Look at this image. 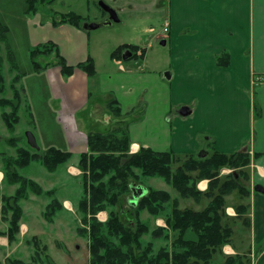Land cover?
Masks as SVG:
<instances>
[{
    "label": "crops",
    "instance_id": "0c3cea01",
    "mask_svg": "<svg viewBox=\"0 0 264 264\" xmlns=\"http://www.w3.org/2000/svg\"><path fill=\"white\" fill-rule=\"evenodd\" d=\"M93 1L99 4L100 0ZM102 1L117 11L121 21L123 8L124 12L125 8L133 6L140 9L160 6L161 11L165 8L159 14L164 21H169V31L149 36L147 32L153 31V27L139 28L140 34L134 39L136 43L121 39L114 45L116 49L125 43L134 44L139 48L137 55L129 49L120 59L110 54L111 60L106 65L98 51L101 46L93 50L96 53L90 48L92 36L90 29L84 28L85 22L81 27L69 23L54 25L53 21L60 17L51 19L48 15L41 21L39 10L34 14L27 10L22 12L31 45L52 41L58 44L68 64L77 65L91 57L96 71L89 76L76 67L72 75H65L55 54L50 55L56 62L50 60L53 67L45 71L50 76L49 93L52 99L61 100L57 115L63 141L58 147L70 151L72 157L55 172H47L50 175L38 171L33 177L27 176L45 190L54 189L64 196L60 199L63 209L59 213L70 220L72 208L75 204L77 207L80 200H74L75 190L70 191L67 182L81 179L79 161L80 155L88 152L87 134L105 131L112 122L129 120L130 153H137L141 147L199 157L215 150L224 153L247 151L256 168H252L250 174L251 184L247 181L243 184L250 193L242 196L234 191L226 196L227 217L234 232L230 243L214 255L216 262L213 264H224L228 256L237 254L250 258L251 264H264V193L255 189L257 184L264 186V0ZM87 2L89 10L90 0ZM98 11L100 16L86 22H100L108 17V12L101 7ZM157 11L153 10L148 16L138 13L140 16L135 19L145 25L147 18L157 17ZM6 26L9 29L7 40L12 47L9 38L12 30ZM155 40L165 48L163 52H155ZM92 87H96L95 91ZM113 100L118 102L120 116L114 115L109 107ZM87 107H90L87 112L90 124L80 121L79 127V119ZM182 108H187L189 114H180ZM43 175L48 180H41ZM56 179L63 184L57 186ZM0 183L5 185L1 166ZM49 183L52 184L47 187ZM7 186L8 194L16 189V185ZM198 188L206 191L208 180H201ZM42 197L32 195L24 200L26 202L22 201V206L29 201L39 207L41 200L44 202ZM185 201L202 202L205 207L209 200L204 198L197 202L189 198ZM45 205L40 206V218ZM30 212L32 209L26 210L24 205L22 221L32 220L28 218ZM243 220H249V225ZM156 224L165 226V221L157 220ZM38 234L32 233V236ZM10 248L12 250L13 245L7 237L0 236V252H9Z\"/></svg>",
    "mask_w": 264,
    "mask_h": 264
},
{
    "label": "trees",
    "instance_id": "16d2710c",
    "mask_svg": "<svg viewBox=\"0 0 264 264\" xmlns=\"http://www.w3.org/2000/svg\"><path fill=\"white\" fill-rule=\"evenodd\" d=\"M53 1L27 0V12L34 14L41 5ZM84 19L80 14L68 12L53 22L54 25L69 23L81 27ZM8 31V27L0 22V108L5 126L14 133L21 120L23 101L21 89L15 83L22 80L23 75L7 40ZM3 49L6 56L2 54ZM127 49L134 55L139 50L138 46L125 43L118 46L111 57L120 59ZM52 54H55L57 64L65 75H72L76 67L83 69L89 76L96 72L91 57L77 65L68 64L58 44L52 41L30 47L29 57L34 71L41 72L53 66L50 60L46 63L38 61ZM6 61L9 71L16 73L11 83L12 97L6 94ZM109 107L114 115H121L116 100L111 101ZM128 122L115 121L105 131L89 132L88 152L80 155L83 191L77 209L82 216L83 226L78 227V232L89 240L90 264H211L214 255L230 243L234 232L232 222L227 217L226 196L236 190L242 196L250 193L242 184V180H250L247 169L251 163L250 153L215 150L199 157L148 147L130 153ZM20 139V136L8 139V143L15 148L14 154H0L5 184L16 185L11 194L2 193L0 187V221L7 223L5 229H0V236H6L9 244L18 241L24 213L22 201L31 194L50 198L42 214L48 222H53L63 209V202L55 196L54 189L45 190L35 179L23 175L21 170L38 161L48 172H55L72 157L70 151L61 147L49 146L37 150L29 145L27 136L25 144ZM226 167L232 171L221 174V170ZM149 178L162 179L176 190V194L147 185ZM203 179H208L206 191L198 188V182ZM138 185H143L147 192L134 203L132 188ZM189 198L197 202L204 198L209 201L202 209L181 207V200ZM126 202L129 204L128 209L125 207ZM102 210L109 211L105 222L97 217ZM145 212L154 219L163 218L165 226L157 225L156 220L153 223L152 220H144L142 214ZM243 223L249 225V220H243ZM29 241L34 242L36 248L31 260L8 257L7 264H39L43 261L38 237L33 236ZM43 248L47 250L48 246ZM224 264H251V260L237 254L228 256Z\"/></svg>",
    "mask_w": 264,
    "mask_h": 264
},
{
    "label": "rangeland",
    "instance_id": "374dc122",
    "mask_svg": "<svg viewBox=\"0 0 264 264\" xmlns=\"http://www.w3.org/2000/svg\"><path fill=\"white\" fill-rule=\"evenodd\" d=\"M28 4L27 0H0V22L3 25H8L11 28V34L9 35L12 47L13 54L15 56V62L17 66L20 68L21 74L23 75L22 80H20L15 85L21 89L20 91L23 94L22 108L20 110L21 120L17 125L14 133L9 132L8 128L5 126V123L2 118V109L0 108V154H14L15 148L8 143V139L11 136H20V141L22 144L26 143V133L28 131H32L35 133L39 146L44 149L46 146H57L62 145L63 134L58 125V109H61V100L58 98L52 99L50 97L49 89L50 76L45 73L46 70H42L41 72H36L33 69L31 59L29 57V49L31 45V41L28 39V32L26 30V21L22 15V12L27 10ZM88 2L87 0H55L50 5L45 4L41 5L38 10L41 11V21H44L43 18H46L49 15V18L52 17H60L63 12L75 11L84 15L85 19L83 22L88 20L93 21V17L99 14L98 9L99 4L90 0L89 10H88ZM127 11L124 12V8L121 9L122 13V21L114 22L110 26H103L94 30H90L91 39H90V48L95 51L96 47L101 46V49L98 50L100 56L104 58V63L109 65V61L111 60L110 54L115 49L114 45L119 43L121 39H126L131 43H136L135 36H138L140 32L137 30L139 28H151L153 27V31L147 32L149 36H155L156 33H161L163 30L164 20L160 16L159 12L163 13L164 10H160V6H146L144 9H140L137 6H133L131 8H125ZM153 10H158L155 15L156 18H147L145 21V25L143 23L138 22L135 18L140 16V13L143 16H148L149 14H153ZM55 12H57L55 14ZM102 14V13H101ZM33 17V15H32ZM50 19V20H51ZM124 19V21H123ZM49 20V21H50ZM103 21V20H102ZM5 23V24H4ZM93 23V22H91ZM5 25V26H6ZM159 40L154 41L155 52H163L165 48H163ZM44 43V42H43ZM2 45H4L2 43ZM38 45V44H37ZM36 45H31V47H35ZM168 48V47H166ZM93 51V52H94ZM96 53V52H94ZM3 56H6L5 50H2ZM152 54V53H151ZM47 60H51L56 62V59L53 57H41L38 61L42 63H46ZM53 67V66H52ZM116 66L115 69H117ZM6 79H7V96H13V90L11 88L12 78L16 74L15 72L9 71V64L6 61L5 70ZM49 88H48V86ZM24 88V89H23ZM96 87H92V91H95ZM101 98L103 96L99 95ZM87 107L81 114L78 126H81L80 121H86V125L90 124L88 118V109ZM84 117V118H83ZM83 130V129H81ZM84 131V130H83ZM20 142V143H21ZM252 163V164H251ZM247 167L248 172L251 174L252 168L256 170L255 162H251ZM252 165V166H251ZM227 168V167H226ZM230 169V168H229ZM81 170V169H80ZM38 171H41L43 174L48 175V171L42 166V164L38 161L32 162L31 165L23 168L21 173L23 175L35 176L38 174ZM82 171V170H81ZM36 173V174H35ZM222 174H225L222 172ZM50 175V174H49ZM83 172L80 173L81 179H77L75 183L72 180L67 182V186L70 187V191L75 190L72 196L74 200H79L82 189V178ZM61 180V176H59ZM41 180H48V177L43 175ZM60 180L57 179L54 181L57 186L63 184ZM208 180V179H206ZM247 180H242V184H246ZM200 182V181H199ZM198 182V183H199ZM53 183V182H52ZM52 183H49L51 185ZM72 183V185H71ZM147 185L153 186L157 189L167 190L173 195L176 194V190L172 188L170 185L166 184L160 178H149L146 181ZM247 184H251L250 181H247ZM0 187L4 192L7 193L8 187L6 184L0 183ZM237 191V190H236ZM64 192V191H62ZM71 193L69 192V195ZM239 194V193H238ZM34 195V194H32ZM30 195V197L32 196ZM68 194H66L67 196ZM55 196L60 200L64 199L63 195L60 193H55ZM40 206L47 204L50 201L48 196L43 195ZM68 199V198H67ZM234 199V198H233ZM60 200V201H61ZM72 199V203L74 202ZM127 201V200H126ZM26 202V201H23ZM62 202V201H61ZM34 203V204H33ZM26 207V210L32 209V212L28 215V218L32 220H21V231L18 236V241L11 243L13 245V249L9 250V252L2 251L0 252V264H7L6 260L8 257L20 258L25 261H30L32 255L35 253V245L34 242L31 243L29 240L33 237L32 233L39 232L37 235L41 246V258L42 262L39 264H90V252L88 248L89 240L87 237L81 235L78 232V227H82L81 214L79 213L76 204L73 206L72 216L70 220L63 217L59 212L55 216L53 222H48L42 215V218L39 217L38 212L40 211V206L38 207L35 202L23 203ZM23 205V212H24ZM129 204H125L126 209H128ZM203 207V203L200 204L193 203L190 201L183 200L181 203V207ZM202 206V207H201ZM46 205L43 210H45ZM101 213V214H100ZM43 214V212H42ZM97 217L100 221L105 222L109 217L108 210L99 211ZM142 218L144 220H149L153 223V220H164L163 218L154 219L152 216H149L146 212L142 214ZM155 221V223H156ZM0 227L5 229L7 227V223L0 221ZM28 224V225H27ZM21 236V238H20ZM32 236V237H31ZM35 236V235H34ZM22 241L23 243H21ZM48 246L47 250H44V246ZM77 245V246H76ZM214 258V257H213ZM218 260L217 258H215ZM71 261V263H70ZM216 262L212 259L211 264Z\"/></svg>",
    "mask_w": 264,
    "mask_h": 264
},
{
    "label": "water",
    "instance_id": "95a60500",
    "mask_svg": "<svg viewBox=\"0 0 264 264\" xmlns=\"http://www.w3.org/2000/svg\"><path fill=\"white\" fill-rule=\"evenodd\" d=\"M99 4L105 11L108 12V17L105 20L100 21V22H93V23L85 22L83 25L84 28L94 30V29H97V28H100L103 26H110L114 22L120 21L118 13L114 8H112L110 5L106 4L104 1H100ZM163 43H165V42L163 41ZM180 114L186 116L189 114V111L187 110V108H182L180 111ZM26 136H27V142L29 143V145L31 147H33L37 150L41 149V147L39 146L38 141L36 139V136L32 131H28L26 133ZM132 189H133V197H134L133 202L134 203H136L137 199L140 196L144 195L147 192V189L143 185L134 186ZM255 189L264 193V186L262 184H257L255 186Z\"/></svg>",
    "mask_w": 264,
    "mask_h": 264
},
{
    "label": "built area",
    "instance_id": "2783aa9c",
    "mask_svg": "<svg viewBox=\"0 0 264 264\" xmlns=\"http://www.w3.org/2000/svg\"><path fill=\"white\" fill-rule=\"evenodd\" d=\"M163 31H164L165 33H167V32L169 31V21H168L167 19L164 21V24H163ZM231 171H232V170L229 169V168H227V169H222L221 174H222V172L225 173V174H228V173H230Z\"/></svg>",
    "mask_w": 264,
    "mask_h": 264
},
{
    "label": "flooded vegetation",
    "instance_id": "af4514ba",
    "mask_svg": "<svg viewBox=\"0 0 264 264\" xmlns=\"http://www.w3.org/2000/svg\"><path fill=\"white\" fill-rule=\"evenodd\" d=\"M100 1H102V0H100ZM100 1H99V3H100ZM101 7V6H100ZM102 8V7H101ZM103 9V8H102Z\"/></svg>",
    "mask_w": 264,
    "mask_h": 264
}]
</instances>
